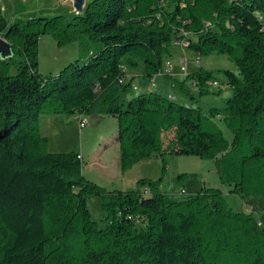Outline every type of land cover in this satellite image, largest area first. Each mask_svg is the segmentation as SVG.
Returning a JSON list of instances; mask_svg holds the SVG:
<instances>
[{"label": "trees", "instance_id": "16d2710c", "mask_svg": "<svg viewBox=\"0 0 264 264\" xmlns=\"http://www.w3.org/2000/svg\"><path fill=\"white\" fill-rule=\"evenodd\" d=\"M46 32L58 45L84 44L90 55L43 76L38 43ZM0 35L12 50L0 58V264H264V224L230 208L219 188L183 200L170 198L160 180L107 190L83 176L79 152L48 151L39 128L43 112L113 116L110 143L122 169L154 154L197 155L214 161L230 193L264 198V0H87L70 16L13 21L0 8ZM176 43L234 64L223 71L232 90L223 108L132 94L126 68L162 73ZM186 77L200 95L214 93V72ZM92 196L101 222L88 208Z\"/></svg>", "mask_w": 264, "mask_h": 264}, {"label": "rangeland", "instance_id": "374dc122", "mask_svg": "<svg viewBox=\"0 0 264 264\" xmlns=\"http://www.w3.org/2000/svg\"><path fill=\"white\" fill-rule=\"evenodd\" d=\"M87 3L85 0L83 7ZM74 0H0V8L8 21L19 18L44 17L63 14L70 16L77 12ZM91 49L79 42L58 45L50 33H44L38 43V69L43 76H55L66 65L76 60L86 59ZM189 48L172 45L163 57L162 73L144 76L143 64L136 68H126V75L133 77L134 96L142 92L143 79H150L155 91L164 97L171 94L172 100L188 108L200 107L204 111L211 108H223L226 100L232 96L224 70L235 71L234 64L225 55L211 54L199 56ZM186 66V73L181 70ZM215 73L217 84H211L214 93L200 95L194 82L186 75L196 69ZM79 116L67 113H42L40 131L48 139L50 152H79L82 155L83 176L107 190L135 189L140 179L160 180V188L170 198L183 200L195 195L203 188H219L230 208L237 211L253 212L260 224H264V198L262 196H242L230 193L229 186L219 180L214 161L197 155L184 153L154 154L138 160L131 167L122 169L119 163V151L110 143L116 134L117 121L113 116H87L88 124L79 126ZM226 139L231 141L232 132L224 123L216 119ZM172 132L163 134V144L167 145ZM147 184L144 185L146 187ZM143 187V188H144ZM88 208L92 218L101 222L102 209L100 199L92 196L88 199Z\"/></svg>", "mask_w": 264, "mask_h": 264}, {"label": "water", "instance_id": "95a60500", "mask_svg": "<svg viewBox=\"0 0 264 264\" xmlns=\"http://www.w3.org/2000/svg\"><path fill=\"white\" fill-rule=\"evenodd\" d=\"M77 12H81L85 0H74ZM12 55L10 44L5 40L3 35H0V58L5 59Z\"/></svg>", "mask_w": 264, "mask_h": 264}, {"label": "crops", "instance_id": "0c3cea01", "mask_svg": "<svg viewBox=\"0 0 264 264\" xmlns=\"http://www.w3.org/2000/svg\"><path fill=\"white\" fill-rule=\"evenodd\" d=\"M130 76H132V75H130ZM135 87H136V90H138L139 86L135 85ZM141 87H142V92L141 93H147V92L155 91V87L151 83V80L149 78L148 79H143V82L141 83ZM168 96L170 97L171 94H169ZM116 147L118 149L117 145H116Z\"/></svg>", "mask_w": 264, "mask_h": 264}, {"label": "built area", "instance_id": "2783aa9c", "mask_svg": "<svg viewBox=\"0 0 264 264\" xmlns=\"http://www.w3.org/2000/svg\"><path fill=\"white\" fill-rule=\"evenodd\" d=\"M176 44L181 46V44H179V43H176ZM197 56H198V57H197V62H198V61H199V55H197ZM181 70H182L183 72L186 73V66H185V65L182 66V67H181ZM212 84L216 85V84H217V81H213ZM79 118H80V119H79V126H80V127L86 126V125L88 124V119H87V117L82 116V117H79ZM147 191H148V189H146V192H147Z\"/></svg>", "mask_w": 264, "mask_h": 264}]
</instances>
